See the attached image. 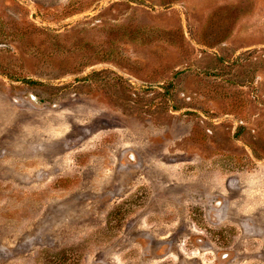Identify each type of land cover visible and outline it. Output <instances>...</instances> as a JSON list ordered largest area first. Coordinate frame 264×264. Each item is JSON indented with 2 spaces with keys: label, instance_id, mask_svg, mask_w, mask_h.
I'll return each mask as SVG.
<instances>
[{
  "label": "rangeland",
  "instance_id": "374dc122",
  "mask_svg": "<svg viewBox=\"0 0 264 264\" xmlns=\"http://www.w3.org/2000/svg\"><path fill=\"white\" fill-rule=\"evenodd\" d=\"M0 264H264V0H0Z\"/></svg>",
  "mask_w": 264,
  "mask_h": 264
}]
</instances>
